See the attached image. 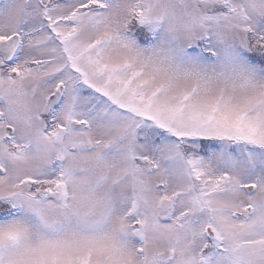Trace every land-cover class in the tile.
Segmentation results:
<instances>
[{"label": "snow or ice", "instance_id": "1", "mask_svg": "<svg viewBox=\"0 0 264 264\" xmlns=\"http://www.w3.org/2000/svg\"><path fill=\"white\" fill-rule=\"evenodd\" d=\"M0 264H264V0H0Z\"/></svg>", "mask_w": 264, "mask_h": 264}]
</instances>
